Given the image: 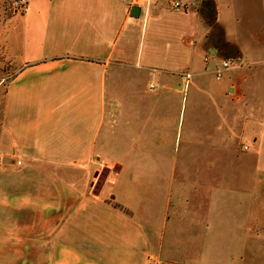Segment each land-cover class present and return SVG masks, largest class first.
<instances>
[{
	"label": "crops",
	"instance_id": "1",
	"mask_svg": "<svg viewBox=\"0 0 264 264\" xmlns=\"http://www.w3.org/2000/svg\"><path fill=\"white\" fill-rule=\"evenodd\" d=\"M6 1L0 264H264V0L253 51L227 0Z\"/></svg>",
	"mask_w": 264,
	"mask_h": 264
},
{
	"label": "rangeland",
	"instance_id": "2",
	"mask_svg": "<svg viewBox=\"0 0 264 264\" xmlns=\"http://www.w3.org/2000/svg\"><path fill=\"white\" fill-rule=\"evenodd\" d=\"M11 1L7 0L5 3V10L9 15H13V11L11 9ZM207 3V5H201L200 9L203 12V18L206 19V23L208 25L214 24L216 18V7L215 4L212 3V0H202ZM219 3V7L223 13V20L226 22V32L233 38H236L240 44L244 47V49L253 51L255 40L259 38L261 32V23L255 22V19L258 17L260 10L256 12L255 0H227V1H217ZM209 21V22H208ZM224 33V32H223ZM220 29L213 28L212 31L208 34V37L212 38V36L218 38L219 35L223 34ZM213 45L211 41H205L204 49H205V57L206 61H208L211 56V49ZM214 49V48H213ZM228 53L230 52L227 50ZM234 52H230L229 54L223 55L220 54V57L223 58L222 61L228 59H234L236 61V56ZM235 56V57H234ZM233 66V65H232ZM2 67H0L1 69ZM221 66L216 67L217 70L220 69ZM228 70L224 71L227 72ZM0 76L1 74L0 70ZM2 96V90L0 91V97ZM263 133H264V127ZM262 146H261V157H260V166L263 170L264 176V135L262 137ZM259 187H256V189Z\"/></svg>",
	"mask_w": 264,
	"mask_h": 264
},
{
	"label": "built area",
	"instance_id": "3",
	"mask_svg": "<svg viewBox=\"0 0 264 264\" xmlns=\"http://www.w3.org/2000/svg\"><path fill=\"white\" fill-rule=\"evenodd\" d=\"M134 6H139L140 8L149 6L151 4V0H132ZM28 4V0H12L11 1V9L13 12H19L23 10ZM172 7L175 9L185 8L186 6L183 5L179 1H173ZM237 63L234 59H228L222 61L221 68L217 70L216 76L217 79L222 77L224 71L228 70L232 65ZM187 77L190 78L191 75L187 74Z\"/></svg>",
	"mask_w": 264,
	"mask_h": 264
},
{
	"label": "water",
	"instance_id": "4",
	"mask_svg": "<svg viewBox=\"0 0 264 264\" xmlns=\"http://www.w3.org/2000/svg\"><path fill=\"white\" fill-rule=\"evenodd\" d=\"M140 13H141V8L139 7V6H135L134 8H133V16H139L140 15Z\"/></svg>",
	"mask_w": 264,
	"mask_h": 264
}]
</instances>
